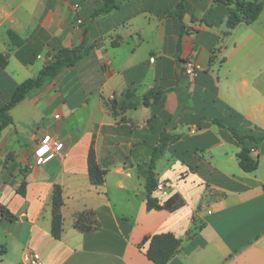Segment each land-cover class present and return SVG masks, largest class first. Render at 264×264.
Returning a JSON list of instances; mask_svg holds the SVG:
<instances>
[{
	"label": "crops",
	"instance_id": "0c3cea01",
	"mask_svg": "<svg viewBox=\"0 0 264 264\" xmlns=\"http://www.w3.org/2000/svg\"><path fill=\"white\" fill-rule=\"evenodd\" d=\"M104 3L0 0V52L7 55L0 102L57 49H91L9 110L13 122L0 134L5 255L13 252L15 264L25 249L44 264H154L144 236L171 232L181 245L166 264H264V140L252 152L258 168L246 172L230 130L216 122L264 130V8L253 22L229 27L234 4L224 0H119L100 12ZM9 30L21 44H12ZM187 58L197 67L192 79L183 72ZM127 91L137 105L124 109ZM47 132L59 149L34 165L36 142ZM91 146L105 170L99 185L89 179ZM151 164L156 184H164L151 197L162 205L177 194L182 206L146 208L143 171ZM55 185L63 199L58 238L51 232ZM85 209L97 229L74 227Z\"/></svg>",
	"mask_w": 264,
	"mask_h": 264
},
{
	"label": "trees",
	"instance_id": "16d2710c",
	"mask_svg": "<svg viewBox=\"0 0 264 264\" xmlns=\"http://www.w3.org/2000/svg\"><path fill=\"white\" fill-rule=\"evenodd\" d=\"M119 0H105L103 8L100 12H109L117 7ZM226 3L234 4L233 8L229 9L228 26L233 27L238 22L251 23L257 19L264 8V0H254L245 2L244 0H224ZM182 6V3L181 5ZM8 36L14 45L22 43V39L13 31H8ZM112 44H116L115 41ZM90 46L84 43L79 47H61L53 54L52 59L48 61L37 73L36 76L27 78L20 84L16 85L12 93L5 101L0 102V134L4 127L13 122L9 115V110L23 99L25 94L32 88L41 87L47 81L54 78L65 67L77 63L82 57L90 53ZM7 62V55L0 52V67H4ZM148 96H151L154 101H158L160 92L151 89ZM133 93L127 91L122 107L128 108L137 105L136 102L131 101ZM231 116L243 121V117L231 111ZM222 127H226L231 132V140L239 147L237 152V159L240 168L246 172H252L258 168L259 157L253 156L251 149L257 147L264 140V130L258 127H247L242 132H239L234 127H227L221 120H216ZM153 165L151 164L147 170L143 171L146 179V208L150 209H167L174 210L183 205V201L177 194L169 197L164 204H159L156 199L151 197V193L155 190L156 182L152 172ZM88 173L92 184L99 185L104 181L105 170L100 168L95 160L94 149L91 146L88 153ZM264 193V183L262 184ZM17 192L23 195L25 193L24 182H21ZM63 205L62 189L60 185H55L52 194V208H51V232L54 237L58 238L62 228L61 206ZM1 214H7L8 211L4 207H0ZM12 219L13 215H9ZM74 227L80 231L87 232L99 227L94 213L91 210L85 209L78 213L74 219ZM143 242H147L148 246L145 250L146 257L154 264H166L179 250L181 239L176 237L171 232L155 233L146 235ZM3 245H0V254L4 253Z\"/></svg>",
	"mask_w": 264,
	"mask_h": 264
},
{
	"label": "built area",
	"instance_id": "2783aa9c",
	"mask_svg": "<svg viewBox=\"0 0 264 264\" xmlns=\"http://www.w3.org/2000/svg\"><path fill=\"white\" fill-rule=\"evenodd\" d=\"M79 5L75 4L74 7L77 8ZM81 22V19H78ZM183 72L187 79H192L197 72V67L193 58H187L183 64ZM55 119L59 118V114L54 115ZM59 149L58 139L51 133L42 134L36 142L33 157L34 165H41L50 161ZM255 148L251 149L254 152ZM156 189L161 190L164 188L163 183H157ZM17 264H44L41 260L39 254L31 249H25L21 255V259Z\"/></svg>",
	"mask_w": 264,
	"mask_h": 264
},
{
	"label": "rangeland",
	"instance_id": "374dc122",
	"mask_svg": "<svg viewBox=\"0 0 264 264\" xmlns=\"http://www.w3.org/2000/svg\"><path fill=\"white\" fill-rule=\"evenodd\" d=\"M1 232H0V239H1ZM16 255L13 252H9L5 255V253L0 254V264H15L16 262Z\"/></svg>",
	"mask_w": 264,
	"mask_h": 264
}]
</instances>
